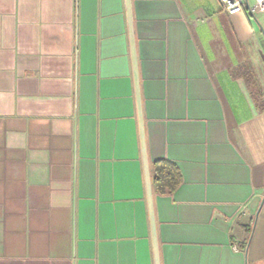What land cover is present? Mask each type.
Masks as SVG:
<instances>
[{"label":"crops","instance_id":"obj_1","mask_svg":"<svg viewBox=\"0 0 264 264\" xmlns=\"http://www.w3.org/2000/svg\"><path fill=\"white\" fill-rule=\"evenodd\" d=\"M253 4L0 0V264H155L133 58L159 264H264Z\"/></svg>","mask_w":264,"mask_h":264},{"label":"water","instance_id":"obj_2","mask_svg":"<svg viewBox=\"0 0 264 264\" xmlns=\"http://www.w3.org/2000/svg\"><path fill=\"white\" fill-rule=\"evenodd\" d=\"M127 13H128V22H129V28H130L131 46L133 47L134 46V40H133V36L131 34L132 29H131V16H130L129 0H127ZM133 65H134V80H135V95H136L137 114H138L140 136H141V150H142L143 161H144V170H145L148 213H149V220H150L152 239H153L155 264H159L158 255H157L155 222H154V215H153L152 184H151V178H150V173H149V166H148V163L146 160V154H145V144H144L143 125H142V113H141V100H140V94H139V89H138V79H137V73H136L134 58H133Z\"/></svg>","mask_w":264,"mask_h":264},{"label":"trees","instance_id":"obj_3","mask_svg":"<svg viewBox=\"0 0 264 264\" xmlns=\"http://www.w3.org/2000/svg\"><path fill=\"white\" fill-rule=\"evenodd\" d=\"M151 182L156 194H171L180 185L181 174L172 162L166 159H158L151 165ZM242 247L246 249V242Z\"/></svg>","mask_w":264,"mask_h":264},{"label":"built area","instance_id":"obj_4","mask_svg":"<svg viewBox=\"0 0 264 264\" xmlns=\"http://www.w3.org/2000/svg\"><path fill=\"white\" fill-rule=\"evenodd\" d=\"M247 0H218L221 10L229 15L240 13L246 7ZM251 12H264V0H254Z\"/></svg>","mask_w":264,"mask_h":264}]
</instances>
